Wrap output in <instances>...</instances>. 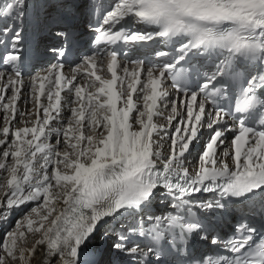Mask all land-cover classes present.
Returning a JSON list of instances; mask_svg holds the SVG:
<instances>
[{"label": "snow or ice", "instance_id": "1", "mask_svg": "<svg viewBox=\"0 0 264 264\" xmlns=\"http://www.w3.org/2000/svg\"><path fill=\"white\" fill-rule=\"evenodd\" d=\"M101 5H89L95 49L70 77L64 73L75 39L69 21L79 8L62 0L66 11L44 37L37 19L34 55L52 56L55 63L32 80L35 111L20 113L35 116L32 126L14 127L22 48L28 47L27 4L0 3V46L6 49L0 56V170L6 173L0 219L34 204L4 234L3 252L20 264H30L38 250L41 264H95L86 253L95 239L107 243L121 264H165L162 240L168 237L167 251L179 254L174 241L187 244L197 236L220 251L215 258L189 252L185 264H264V232L257 237L260 230L249 215L240 216L227 237L216 233L213 220L217 213L224 216L233 199L248 201L249 213L264 216V0H113L102 11ZM131 47L147 53L124 64L120 75V59ZM198 57L213 60L210 71L193 62ZM105 64L110 78L102 74ZM162 108H170L166 126L154 122L165 115ZM205 130L210 135L190 174L186 162ZM221 147L230 151L221 156ZM157 194L175 214L148 212ZM198 194L212 195L200 200ZM194 207L210 215L198 218ZM125 213L136 214L135 225L127 224ZM146 221L153 223L145 227ZM24 229L39 234L28 248L21 246Z\"/></svg>", "mask_w": 264, "mask_h": 264}, {"label": "bare ground", "instance_id": "2", "mask_svg": "<svg viewBox=\"0 0 264 264\" xmlns=\"http://www.w3.org/2000/svg\"><path fill=\"white\" fill-rule=\"evenodd\" d=\"M81 2H84V1L81 0ZM80 13H86V12L81 11ZM86 15L87 14H85L83 16L81 14V16H83L82 19H85ZM129 67H130V65H129ZM105 68H106V64L104 66V69ZM71 74L72 73H69V77L71 76ZM121 75H123V73ZM23 79L25 82L23 84V88H22L21 93H20L19 101L17 102V105H16L17 117H16V120L12 122L14 127H23V126H29L30 127V126H32L31 122L35 119L34 115H29V116H21L20 115V113H23L24 110H25V112H27V111L34 112L35 111V106H34V103L31 99V89H32L31 80H32V78H29V76H25ZM141 79L142 80L144 79V75L142 76ZM77 82L84 83V80L82 79L81 75L77 76ZM8 95H11L10 90L8 92ZM61 95H62V97H64L66 95V93L62 92ZM6 98H7V96L5 97L4 102H7ZM135 98L136 97L134 96V99ZM172 98H174V96L170 94L169 99H172ZM63 104H64V101L62 100V105ZM141 106H142V102H141ZM162 110L165 112V115L164 116H155L154 122L157 123L158 125H165L166 126L167 120H166V118H163V117H166V115L168 114V111H170V108L169 109H163L162 108ZM4 115H5V113L3 112L2 109H0V127H2L4 125ZM67 115H68L67 111H62L61 112V120H64L66 122ZM18 119H19V122L17 121ZM25 120L28 121L27 125H25V123H24ZM1 122H3V123H1ZM53 123H54V125L59 126L58 122L54 121ZM136 127H138V126H136ZM204 133H205V131L203 132V134ZM85 134H89L87 128L85 129ZM168 148H169V142L167 140H165V142H163L161 145V150L165 155L167 154ZM200 149H201L200 145L197 142L195 148L192 150L191 156L189 157L190 162H186V165H185L186 167L189 168V170L193 169L195 167V165H196L195 158L197 157L196 154L200 151ZM154 200L156 202L152 203V207L148 208V212L150 214H152L153 216H155V215L163 216L164 214L172 213L173 208L168 204V202L163 203V204H161L159 202V200H160L159 195H157ZM133 217H134V213H132V215L125 213L124 219L126 220L127 224H129L132 222ZM30 237H31V235H30ZM38 238H39V234H36V235L34 234L32 243L29 242V240H28L29 238H28V239L24 240L25 242L21 246H23L25 248L31 247L32 245L35 244V241ZM90 242H92V241H90ZM102 245L106 246L107 243L102 241L101 245H96L95 248L92 250H90L91 247L89 248V246H88V248L86 249L88 259L95 262V264H121L120 259L118 257H115V256L110 257V255L108 256V252L104 251L103 249L98 251ZM94 251H96L97 254L94 255L95 257L94 256L91 257L89 254L94 252ZM42 256H43V251L38 250L36 255H35V258L30 261V264H41Z\"/></svg>", "mask_w": 264, "mask_h": 264}, {"label": "rangeland", "instance_id": "3", "mask_svg": "<svg viewBox=\"0 0 264 264\" xmlns=\"http://www.w3.org/2000/svg\"><path fill=\"white\" fill-rule=\"evenodd\" d=\"M24 112H25V110H24ZM163 118H165V117H163ZM17 121L19 122V119ZM1 123H3V122H1ZM9 160H10V158H9ZM5 177H6V173H4L2 170H0V182H3ZM0 194H2V193H0ZM32 207H34V204H31V203L27 204V205H23L20 208L13 209L11 211V213L9 214L7 220L0 219V243H2V241H3L4 234L7 231L14 230L15 226H16V222L17 221H23L25 216L30 212ZM33 218H35V217H33ZM24 230L26 232V236H25L24 240L29 238L28 239L29 242L32 243L33 242V236H34V234L36 235L37 233H28L26 231V229H24ZM30 235H31V237H30ZM24 242L25 241H23L22 244ZM97 242H98V240H95V239L92 240V242H89V248L91 247L90 250L95 248ZM0 256L4 257L5 264H20V261L18 259L12 260V258L8 257L6 255V253L3 252L2 247H0ZM17 256H18V252H17Z\"/></svg>", "mask_w": 264, "mask_h": 264}]
</instances>
